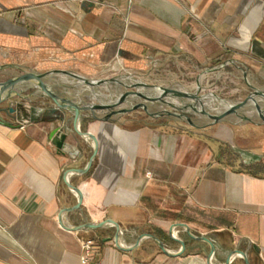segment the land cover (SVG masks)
<instances>
[{
	"label": "crops",
	"instance_id": "0c3cea01",
	"mask_svg": "<svg viewBox=\"0 0 264 264\" xmlns=\"http://www.w3.org/2000/svg\"><path fill=\"white\" fill-rule=\"evenodd\" d=\"M54 69L117 78L98 87L110 100L135 80L195 91L227 77L247 94L264 92V0H0L5 80ZM44 82L57 93L59 84L91 91L63 73ZM33 91L22 92L52 104ZM238 113L252 121L231 113L195 127L133 110L108 119L83 111L77 129L93 138L78 133L68 111L63 121L0 114V264H79L83 239L110 264H264V121L252 106ZM57 125L79 148L75 158L51 144ZM107 219L124 246L151 234L182 251L167 255L151 237L121 249L112 223L74 229ZM177 223L212 244L209 260V243Z\"/></svg>",
	"mask_w": 264,
	"mask_h": 264
},
{
	"label": "water",
	"instance_id": "95a60500",
	"mask_svg": "<svg viewBox=\"0 0 264 264\" xmlns=\"http://www.w3.org/2000/svg\"><path fill=\"white\" fill-rule=\"evenodd\" d=\"M54 73H63L67 76H72L78 79L82 84L88 85L91 91H97V92H99L98 87L100 86L108 85L111 83H117V78L88 79L78 75H73L68 71L58 70V69L48 70L41 73L26 71L25 73L9 78L5 81H0V104L5 101L8 102V106L1 107L0 112L1 110L8 111L9 113L16 112V119L18 121L34 122L39 120L63 121L64 112L68 111L73 116L74 126L78 131V133L81 136H88V137H92V136L89 133H82L77 129V123L81 119V113L83 111H89L91 116L96 119H108L113 114L114 115L122 114L137 108H142L150 116H159L164 114L173 115L177 119L186 121L189 125L199 127V126L213 124L218 121H223L225 117L231 113H234L239 117L246 119L248 121H252L251 117L241 115L238 113L239 111L244 110L246 107L252 106L257 116L264 121V108L260 106L259 101L257 99V97L264 98V92L253 86H251L250 93H248L244 99L234 102H225V100L219 98L216 94L199 93L200 85H198L195 91H187V90L175 88L173 86L151 85L141 80H135L134 83L132 84H125L127 85V87H133L134 89L126 90L120 93L118 97H114L107 103H103V102L94 103V102H88L81 98L82 95H88V97L92 96L98 101H100L94 93L92 94V92L89 93L88 91H80L73 93L72 91L69 90L68 86L63 84H59L63 87L64 91L62 93H57L53 91L51 85L44 82V80L49 79L50 76ZM27 87L34 88L33 94L31 96L36 97L46 94L51 99L52 104L48 101L46 102L32 101L28 95L22 93V91ZM141 87L147 88L149 90L157 89L160 91V96L155 97L148 95L147 93H144L142 91H139V88ZM165 95L177 96L181 99H187L191 101L185 105H179V106L174 105L169 101H164L162 103L167 105V108L150 112L147 104H150L153 101H158L159 100L158 98ZM207 96H213L215 98V101H217L218 104L221 105L223 109L218 110L216 112H210L209 110L205 109L202 103V99L206 98ZM138 97L142 98L141 100L143 101L140 100L136 102H131L130 99H137ZM13 98H17V99L15 100ZM122 103H125L126 105L120 107ZM12 105H14V107ZM114 107L117 108L113 109ZM98 109H106L108 110V112L104 116H98L95 113V111ZM189 112H193L195 115L198 114L203 115L207 117L209 121L206 124L199 125L196 123L195 118L191 117L188 114ZM0 121H1V115H0ZM65 129L66 128L62 125L61 126L57 125L56 127H54L49 132L50 142L57 152L66 153L70 157L75 158L76 156L79 155L80 150L75 144L67 140V132L65 131ZM95 149H96V145L93 144V150L95 151ZM76 192L78 193L77 190ZM79 203L80 201H77V203L74 206L63 208L61 211V215L77 208ZM106 223H112L116 227V232L112 239L115 242V244L121 249H127V250L131 249L139 245V243L144 237H151L155 241V243L167 255L170 256L178 255L182 251V250H179L177 252L169 251L159 238L151 234H141L139 235L135 243H133L132 245L124 246L120 242L121 228L116 222H114L111 219H107L103 222H98V223H89L88 226L87 225L76 226L74 229H81L85 227H96V226L104 225ZM177 224L184 227L186 232L193 236L190 228L186 224L184 223H177ZM173 226H175V224H173ZM193 237H195L196 239H204L209 243L210 245V253L208 256V260H209L214 252V248L212 244L205 237H200V236L199 237L193 236ZM109 239H110L109 237L103 238L104 241ZM175 239L181 244V248L183 249L184 246L183 241L180 238H175ZM228 260L229 259H227L226 264L228 263Z\"/></svg>",
	"mask_w": 264,
	"mask_h": 264
},
{
	"label": "rangeland",
	"instance_id": "374dc122",
	"mask_svg": "<svg viewBox=\"0 0 264 264\" xmlns=\"http://www.w3.org/2000/svg\"><path fill=\"white\" fill-rule=\"evenodd\" d=\"M6 78L7 77H6L5 73H0V81L5 80ZM128 88L134 89L133 87H128ZM175 88L184 90L183 89L184 87H181V86L175 87ZM141 89L146 90V88H144V87H141ZM187 91H189V90L187 89ZM99 92H101V94H99L97 91L92 92L96 96L99 95V98H98L99 100L101 98H103L105 95H107V93H108V92H106L104 90H100V89H99ZM247 92H248V89L245 87V85L241 81L237 80V83H233V82H230L227 77H221L219 84L209 85V87H207V88L201 87L200 91H199V93H201V94H205V93L216 94L219 98L225 100V102H234V101L242 100L246 97ZM22 93L24 94V92H22ZM107 96H109V95H107ZM116 97H118V95ZM165 97H168V96H165ZM81 98L88 101V102H94V103L100 102L92 96L88 97V95H82ZM13 99H17V98H13ZM107 99L110 100V96ZM141 99L142 98L138 97L137 99H132L131 102L140 101ZM211 99H215V98L213 96H207L206 98L202 99V103H203V106L205 107V109L209 110L210 112H215V110H217L219 108L221 109V105H219L217 101H214V100L210 101ZM46 101L50 102V100H46ZM141 101H143V100H141ZM182 101H188V100L182 99ZM6 102L7 101L1 103L0 105H4ZM124 104L125 103H122L121 105L124 106ZM147 105H148L150 112H154L157 110H161L163 108H167V105L161 103L160 101H153L152 103L147 104ZM133 111L135 114H137L141 117H147V113L142 108H137V109H134ZM188 114L193 118L200 116V114L195 115L193 112H189ZM156 117L175 118L173 115H166V114L159 115ZM205 120H206L205 118H201V120H199V122H197V124H203V122ZM177 121L181 122L183 125H187V126L189 125L186 121H183V120H177ZM189 126H191V125H189ZM154 249H155V252L159 254V250L156 247H154Z\"/></svg>",
	"mask_w": 264,
	"mask_h": 264
},
{
	"label": "built area",
	"instance_id": "2783aa9c",
	"mask_svg": "<svg viewBox=\"0 0 264 264\" xmlns=\"http://www.w3.org/2000/svg\"><path fill=\"white\" fill-rule=\"evenodd\" d=\"M80 249L79 264H110L109 262L96 257L98 246L92 240H81Z\"/></svg>",
	"mask_w": 264,
	"mask_h": 264
},
{
	"label": "bare ground",
	"instance_id": "6f19581e",
	"mask_svg": "<svg viewBox=\"0 0 264 264\" xmlns=\"http://www.w3.org/2000/svg\"><path fill=\"white\" fill-rule=\"evenodd\" d=\"M139 91H142L144 93H147L148 95L155 96V97L160 96V91L157 90V89H152V90L150 89L149 90V89L146 88V90H143V89L139 88ZM89 93H91V91H89ZM98 93L101 94L100 92H98ZM165 96H167V95H165ZM165 96H161L160 98H158L159 99L158 101H160L161 103L164 102V101H169V102H171V103H173L174 105H177V106L185 105V104H187L188 102L191 101V100L182 101V99L177 97V96H168V97H165ZM98 98H99V96H98ZM185 100H187V99H185ZM213 100L215 101V99H211L210 101H213Z\"/></svg>",
	"mask_w": 264,
	"mask_h": 264
},
{
	"label": "flooded vegetation",
	"instance_id": "af4514ba",
	"mask_svg": "<svg viewBox=\"0 0 264 264\" xmlns=\"http://www.w3.org/2000/svg\"><path fill=\"white\" fill-rule=\"evenodd\" d=\"M16 100V99H15ZM8 106V102H6L4 105H0V108L1 107H7ZM13 107H14V105H12ZM0 114H4V115H8L9 114V112L8 111H2L1 110V112H0Z\"/></svg>",
	"mask_w": 264,
	"mask_h": 264
}]
</instances>
